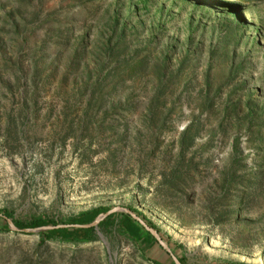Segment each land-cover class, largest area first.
<instances>
[{
    "label": "rangeland",
    "instance_id": "obj_1",
    "mask_svg": "<svg viewBox=\"0 0 264 264\" xmlns=\"http://www.w3.org/2000/svg\"><path fill=\"white\" fill-rule=\"evenodd\" d=\"M233 137L251 192L240 221L220 189ZM258 173L264 0H0V209L65 224L131 208L170 243L12 230L0 264H264Z\"/></svg>",
    "mask_w": 264,
    "mask_h": 264
},
{
    "label": "trees",
    "instance_id": "obj_2",
    "mask_svg": "<svg viewBox=\"0 0 264 264\" xmlns=\"http://www.w3.org/2000/svg\"><path fill=\"white\" fill-rule=\"evenodd\" d=\"M243 1L251 2L254 0ZM141 2L142 7H147L149 0H141ZM238 144V137H233L231 141V152L229 154L228 162L226 163L229 165V169H233V171L230 170L231 172L227 171L222 173L223 177L220 182V189L222 196L227 197L228 194H231L230 204L228 205L229 209L226 213V216L229 218V220H231L233 217H236L237 220L240 221V218L243 216V209L247 205V197H250L251 192L245 189L243 183L241 182V177L236 175L237 169L241 167V163L245 160L244 157H240ZM263 178V173H258L255 175L256 185L253 192L256 191V193L260 194L264 191ZM238 189L241 194L238 193ZM233 190H237V193L232 194L231 192ZM110 208L112 207H95L81 212L77 216L68 218L65 221V225H67L65 227H53L51 229L40 230L36 233L38 236V242L40 244L57 242L70 245H84L97 241L100 242L101 238L94 227H75L73 225H84L90 223L97 214L105 212ZM128 209L132 211L131 208ZM136 215L141 216L145 223H147L151 228L155 229L161 236L160 229L156 225L148 221L140 213L136 212ZM7 219H11L13 224L21 232H23L22 229L24 228L60 225L40 217L32 219V221L29 223H23L21 221L14 220L10 211L6 209H0V233L12 231L9 227ZM98 231L105 236H108L112 231H115L120 235L127 236L135 243V245H137V247L143 250L151 249L152 247L159 245L155 237H153L150 232L146 231L137 220L132 218L129 214L121 211L110 213L104 219H102L98 223ZM167 244L170 245L168 241ZM177 258L181 264H186L185 257L178 256ZM154 263L161 264L156 261H154ZM169 264H174V261L171 259Z\"/></svg>",
    "mask_w": 264,
    "mask_h": 264
},
{
    "label": "water",
    "instance_id": "obj_3",
    "mask_svg": "<svg viewBox=\"0 0 264 264\" xmlns=\"http://www.w3.org/2000/svg\"><path fill=\"white\" fill-rule=\"evenodd\" d=\"M116 211H121V212H124V213H127L129 214L132 218H134L135 220H137L140 225L148 232H150L153 237H155V239L157 240L158 244L167 252H170V249L167 245V243H165L161 236L158 234V232L151 228L147 223H145L141 218H139L135 213H133L130 209L128 208H125V207H120V206H114L108 210H106L105 212H102V213H99L95 216V218L90 222V223H87V224H84V225H73L75 227H94L96 230H97V233L98 235L100 236V238L104 241L103 239V235L101 232L98 231V223L104 219L107 215H109L110 213H113V212H116ZM7 222L9 224V227L11 230H14V231H19V229L13 224L12 220L11 219H7ZM67 225L65 224H60V225H56V226H42V227H36V228H24L22 229L23 232H26V233H37L39 232L40 230H43V229H51L53 227H65ZM172 260L174 261V264H181L180 261L178 260L177 257H175L174 255H172Z\"/></svg>",
    "mask_w": 264,
    "mask_h": 264
}]
</instances>
